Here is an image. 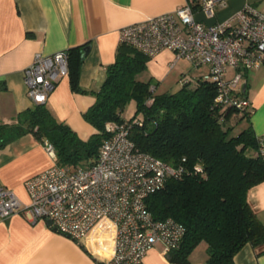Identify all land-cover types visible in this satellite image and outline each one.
Here are the masks:
<instances>
[{
  "label": "trees",
  "instance_id": "16d2710c",
  "mask_svg": "<svg viewBox=\"0 0 264 264\" xmlns=\"http://www.w3.org/2000/svg\"><path fill=\"white\" fill-rule=\"evenodd\" d=\"M86 45L67 49L68 77L75 91H83L79 74ZM148 59L147 54L120 42L94 102L83 112L94 128L88 138L58 120L46 103H34L11 121H0V148L32 133L41 142L52 143L58 164L89 166L109 135L106 122L126 120L122 113L133 100V116L142 118V124L134 123L130 130L135 145L172 165L185 157V173L168 178L145 199L155 219L172 217L186 228L180 245L168 251L169 261L190 264L191 251L204 240L206 264H236L234 255L246 243L264 244V223L247 202L248 189L264 181L261 135H255L250 122L230 135L238 122L248 120L251 109L217 103L216 82L203 78L205 74L174 93L152 91L154 81L138 77ZM246 91L244 87L236 94L245 98ZM195 164L201 165L202 172H194Z\"/></svg>",
  "mask_w": 264,
  "mask_h": 264
},
{
  "label": "crops",
  "instance_id": "0c3cea01",
  "mask_svg": "<svg viewBox=\"0 0 264 264\" xmlns=\"http://www.w3.org/2000/svg\"><path fill=\"white\" fill-rule=\"evenodd\" d=\"M186 0H0V121L9 122L17 113L31 107L23 78L24 68L36 53L52 54L87 44L90 49L80 66L79 86L71 88L68 75L61 77L50 92L46 104L54 116L66 122L77 134L88 138L94 128L83 112L94 102L95 92L106 77V66L115 59L122 27L173 10ZM249 3L264 10V0H227L211 17L195 5L194 17L204 23L220 21ZM86 45V46H87ZM175 53L162 49L149 56L141 80L152 79L157 93H174L181 79L196 80L208 72L207 65L193 67ZM235 73L229 70L228 77ZM251 113L256 136L264 135V64L243 72L239 82ZM131 103V102H130ZM133 108L124 109L130 117ZM54 160L43 142L26 133L0 148V186L10 188L23 202L29 201L25 181L50 167ZM247 202L264 223V181L247 192ZM96 228L82 241H76L52 229L43 219L33 220L24 212L0 218V264H100L108 257V239L101 242ZM105 240V239H104ZM98 241H100L98 243ZM190 264H206L207 243L200 241L189 255ZM145 264H178L169 261L162 243L150 247ZM236 264H264V244L246 243L234 255Z\"/></svg>",
  "mask_w": 264,
  "mask_h": 264
},
{
  "label": "built area",
  "instance_id": "2783aa9c",
  "mask_svg": "<svg viewBox=\"0 0 264 264\" xmlns=\"http://www.w3.org/2000/svg\"><path fill=\"white\" fill-rule=\"evenodd\" d=\"M226 1L186 0L173 10L122 27L120 42L148 56L170 49L175 53L171 65L179 58L193 67L207 65L203 78L216 82L215 101L242 109L249 106L247 99L236 94L242 74L264 64V10L245 3L220 21L204 23L194 17L195 5L211 17ZM229 70L235 71L231 77ZM66 75L67 49L36 53L23 70L27 96L33 104L46 103L55 83ZM180 81L182 85L190 79ZM134 123L141 125L142 118L132 115L122 122H106L109 135L95 161L85 167L58 164L52 143L45 139L53 164L25 181L28 202L0 186V218L24 212L33 220L50 219L56 231L82 242L101 224L110 225L112 245L104 264H145L148 249L156 243L167 251L177 248L185 234L184 224L172 217L155 219L145 199L168 178L185 173V157L172 165L139 149L130 138ZM259 139L264 154V135ZM193 170L202 172V167L195 164Z\"/></svg>",
  "mask_w": 264,
  "mask_h": 264
},
{
  "label": "rangeland",
  "instance_id": "374dc122",
  "mask_svg": "<svg viewBox=\"0 0 264 264\" xmlns=\"http://www.w3.org/2000/svg\"><path fill=\"white\" fill-rule=\"evenodd\" d=\"M131 102V103H130ZM128 105L126 106L127 107V110L130 109V108H133V104L135 103L133 100H131ZM235 120V118L233 119ZM233 123V122H232ZM245 125V121H240L238 122L230 131V135H235L237 134L242 128L243 126ZM112 235H113V229L110 225H107V224H101L100 226H98L96 228V232H95V236L96 237H100V241L101 242H106V237L108 238L109 237V241H108V245L106 246L107 250H108V254H110V251H111V245H112ZM105 239V240H104ZM98 241V243L100 242ZM109 256V255H108Z\"/></svg>",
  "mask_w": 264,
  "mask_h": 264
},
{
  "label": "water",
  "instance_id": "95a60500",
  "mask_svg": "<svg viewBox=\"0 0 264 264\" xmlns=\"http://www.w3.org/2000/svg\"><path fill=\"white\" fill-rule=\"evenodd\" d=\"M89 49H90V46H89V45L85 46V47L83 48V55H85V54L88 52ZM47 224L50 225V227H51L52 229L56 230V227H55L54 225H52V222H51L50 219L47 220ZM100 264H104V263L101 262Z\"/></svg>",
  "mask_w": 264,
  "mask_h": 264
}]
</instances>
